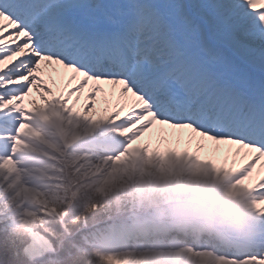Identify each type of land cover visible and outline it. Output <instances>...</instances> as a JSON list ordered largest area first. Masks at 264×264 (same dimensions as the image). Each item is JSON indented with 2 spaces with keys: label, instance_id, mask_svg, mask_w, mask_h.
<instances>
[{
  "label": "snow or ice",
  "instance_id": "6c2138e0",
  "mask_svg": "<svg viewBox=\"0 0 264 264\" xmlns=\"http://www.w3.org/2000/svg\"><path fill=\"white\" fill-rule=\"evenodd\" d=\"M0 264H264V0H0Z\"/></svg>",
  "mask_w": 264,
  "mask_h": 264
}]
</instances>
